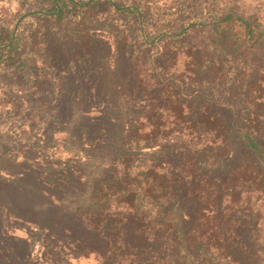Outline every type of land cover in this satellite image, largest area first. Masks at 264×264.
<instances>
[{"label": "rangeland", "instance_id": "1", "mask_svg": "<svg viewBox=\"0 0 264 264\" xmlns=\"http://www.w3.org/2000/svg\"><path fill=\"white\" fill-rule=\"evenodd\" d=\"M63 2L67 4L65 27L54 23V17L44 21L36 15L44 12L51 0H0V24L6 21L14 33L20 20L27 17L19 29L21 34L25 37L37 34L43 40L49 36L46 44L41 41L40 47L43 46L44 53L53 61L54 69L50 68L49 75L55 88L52 107L38 110L37 106L32 114L38 126L34 133L18 137L0 130V264H41L42 261L66 264L65 260L75 249H80L75 241L79 234L73 232L71 236L64 232L67 224L76 228L75 218L73 221L63 218L65 211L54 217L59 225L50 232L28 219L42 215L47 206L38 200L35 208L32 207L38 184L35 179L45 174L57 177V171L68 167L79 169L91 178L96 169L109 167L108 152L120 144L124 104L131 105L137 126L147 123L151 117L150 132L160 134L159 144L170 141L169 144L178 147L189 145L187 155H191L202 144H198V135L194 129H188L190 125L184 119L206 112L219 120L222 111L232 117L230 109L221 107L230 104L238 121H253L249 102L264 98V0ZM128 7L136 11L124 10ZM226 14L250 21L255 35L260 33L251 41V48L232 54L218 47L214 25ZM91 31L104 36L91 35ZM13 77L12 74L0 79V85L11 84L8 82ZM119 86L127 90L125 95H121ZM171 86L184 88L186 96L197 91L204 92L205 96L188 99L180 105L181 109H176V104L170 105L176 101ZM148 94L155 100L152 106L146 101ZM211 98L219 104L211 102ZM260 108L264 114V108ZM219 124L221 120L218 127ZM144 132H148L146 125ZM163 135L166 138H161ZM102 145L106 147L100 153L106 157L98 159L94 149ZM229 146L235 156L229 169L235 172L249 169L248 154L232 141ZM82 149L86 150L85 154L80 153ZM177 153L163 159L158 154L150 162L142 157L133 163V172H143L161 162L171 166H185L190 162L188 156L182 158ZM82 156L85 159L79 162ZM201 159L198 167L202 170L196 178H191L197 182L211 178L210 173L205 174L209 168ZM240 172L245 174L246 170ZM72 173L68 180H76L79 175L78 171ZM12 179L19 184L11 182ZM72 188L83 192L78 185ZM62 197L66 210L73 213L75 195ZM243 197L252 199V210L264 228V201H258L262 195L250 193ZM79 233L86 242L102 246L90 233ZM69 264L107 263L86 258L70 260Z\"/></svg>", "mask_w": 264, "mask_h": 264}, {"label": "trees", "instance_id": "2", "mask_svg": "<svg viewBox=\"0 0 264 264\" xmlns=\"http://www.w3.org/2000/svg\"><path fill=\"white\" fill-rule=\"evenodd\" d=\"M63 1L51 0V5L36 15L44 21L54 17V23L67 26L64 22L67 4ZM124 10L136 11L130 7ZM26 19L20 20L14 33L6 21L0 24V79L14 75L8 82L11 84L0 85V116L3 115L0 130L18 137L31 135L38 129L32 114L37 106L38 110L50 109L55 93L49 75L54 64L50 55L44 53L43 46L40 47L43 39L37 34L25 37L19 30ZM252 27L250 21L235 14L220 17L214 25L218 47L232 54L251 48V41L260 36V33L255 35ZM90 34L104 36L94 31ZM48 37L45 36L44 44ZM38 65H41L39 70ZM172 89L176 101L170 105L176 104V109H181L180 105L188 99L205 96L202 91L186 96L184 88L179 86ZM119 91L125 95L127 90L119 86ZM147 99L152 106L154 98L148 94ZM249 103L253 121H238L230 104L221 107L230 109L233 116L219 112V127V120L206 112L184 119L190 125L188 129H194L198 135V144H202L191 155H187L189 145L178 147L169 144L170 141L159 144L160 134L150 132L153 128L151 117L147 123L137 126L131 105L124 104L120 144L113 152H108L111 155L109 167L101 171L96 169L91 178L72 167L57 171V177L45 174L36 178L37 189L33 192L36 199L32 207L38 200L46 202L47 206L42 215L35 212L37 215L28 219L50 232L59 225L54 217L62 212L65 211L63 218L67 221L75 218V229L68 224L63 229L71 236L73 232L79 234L75 241L80 249H75L65 260L66 264L86 258L107 264H264V228L252 210V199L243 197L259 193L262 198L258 201H264V114L260 108H264V98L252 99ZM253 109L256 110L252 112ZM145 125L148 132H144ZM230 141L248 154L249 169L241 168L238 172L229 169L235 157ZM104 147L106 145L94 149L98 159L106 157L102 151L100 153ZM85 152L80 150L82 154ZM175 153L182 158L188 156L190 162L185 166L161 162L143 172H133V163L142 157L150 162L158 154V158L163 159ZM201 157L209 168L205 174L210 173L211 178L197 182L191 178H196L202 170L198 167ZM80 158L79 162L85 156ZM226 164L229 166L222 170ZM243 169L245 174L240 172ZM75 171L79 172L76 180H68ZM11 182L16 181L12 179ZM73 185L80 186L83 192H77ZM65 195H75L73 213L63 204L62 196ZM79 232L90 233L96 241L102 242V246L86 242Z\"/></svg>", "mask_w": 264, "mask_h": 264}]
</instances>
